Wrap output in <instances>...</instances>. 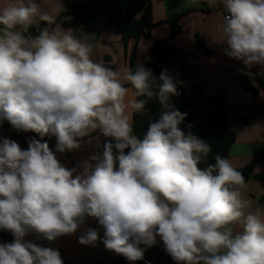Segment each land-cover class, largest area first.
<instances>
[{
  "label": "clouds",
  "instance_id": "clouds-1",
  "mask_svg": "<svg viewBox=\"0 0 264 264\" xmlns=\"http://www.w3.org/2000/svg\"><path fill=\"white\" fill-rule=\"evenodd\" d=\"M220 3L219 43L251 77L246 69H264V0ZM41 21L55 22L34 0L0 6V125L56 138L54 152L46 141L31 139L25 150L0 137V230L14 238L0 243V264H64L58 249L26 237L54 241L88 218L104 229L105 248L130 262L159 238L176 264H264V206L250 210L243 173L220 154L207 163L211 145L180 128L187 114L170 102L178 92L167 70L159 84L142 64L113 70L72 30ZM152 100L159 114L141 139L134 118ZM93 134L104 138L94 164L77 173L57 158ZM98 239L87 228L79 243Z\"/></svg>",
  "mask_w": 264,
  "mask_h": 264
},
{
  "label": "crops",
  "instance_id": "crops-1",
  "mask_svg": "<svg viewBox=\"0 0 264 264\" xmlns=\"http://www.w3.org/2000/svg\"><path fill=\"white\" fill-rule=\"evenodd\" d=\"M28 3V0H24ZM42 11L53 16L55 22L47 24L49 31L58 26L63 30H72L82 40L93 45L91 57L94 61L123 72L131 66V57L135 51L134 66H146L150 51L156 41L168 40V45L182 49L188 57L191 71L180 76L181 84L187 92L198 98L204 112L211 110L210 99H217L220 105L231 106L229 124L237 138L229 153V160L236 169H242L256 162L255 168L246 187L242 190L244 197L249 200L251 208L264 206V114L255 105L264 104V95L259 88L255 73L264 74V69L256 65L250 71L248 78L258 89L257 97L244 89L237 78V72L245 66L242 62L229 58L224 54L226 44H220L219 25L222 21L223 6L220 0L210 3L209 0H153V19L156 26L149 38L130 40L125 46L122 34L109 26L108 19L112 11L125 9L128 0H34ZM7 0H0V6ZM99 8V13L89 19L90 13ZM75 13L86 17L82 24L71 26ZM178 20L181 33L169 39L171 33L170 21ZM42 22V21H41ZM199 37L209 54L198 50L196 37ZM201 92V95H200ZM246 107H250L247 109ZM252 117L247 123L245 118ZM6 126H0V137L9 138L20 143L21 138L29 137L30 132H18L5 121ZM56 142L55 136H51ZM28 148V144L26 149ZM54 152L56 146L50 147ZM25 149V150H26ZM101 154V139L96 134L84 138L78 149L65 153H56L57 158L68 168H75L77 173L83 171L84 165L94 164L90 160L92 155ZM87 228H94L99 232V239L94 245H82L79 237ZM32 234L26 237L31 240ZM104 229L94 218H88L84 225L74 234L64 235L54 241H46L43 246L56 248L61 253L64 264H117L121 255L107 250L103 244ZM13 236L10 232L0 243H11ZM143 247V245L141 246ZM162 255L169 256L159 240L151 248L150 253H144V259L151 258L155 264H167ZM170 257V256H169ZM142 260L126 264H144ZM174 264L176 262L174 261Z\"/></svg>",
  "mask_w": 264,
  "mask_h": 264
},
{
  "label": "trees",
  "instance_id": "trees-1",
  "mask_svg": "<svg viewBox=\"0 0 264 264\" xmlns=\"http://www.w3.org/2000/svg\"><path fill=\"white\" fill-rule=\"evenodd\" d=\"M152 1L153 0H128V5L125 9H117L110 14L108 24L122 34L123 44L125 46H127L130 40L134 39L138 41L143 37H150L152 29L156 26L153 19ZM201 1L205 4L204 0ZM98 13L99 8L93 10L90 13L89 19H93ZM70 16H73L74 18L71 26L82 24L86 19V17L79 16L75 13H70ZM169 23L171 26L169 39H172L181 33V27L178 24V20H173ZM46 25V22H39V28H44ZM30 32L33 36L39 34V30L36 26H33L30 29ZM196 42L198 50L205 54L210 53L198 36L196 37ZM134 59L135 51L131 57V67L133 68H135ZM145 67L152 71L157 84L161 83L159 77L165 69L167 70V74L176 81L178 95L172 96L170 102L175 109L187 114L185 120L181 123L180 128L185 133L191 132L211 145L212 152L208 156L207 163H214V156L216 154H220L222 157L229 159L231 147L237 138L236 133L231 129L229 124V112L232 107L228 105H220V102L217 99L211 98V110L209 112L203 111L200 100L189 94L180 82V76L190 73L191 71V66L185 52L180 48L169 46L168 40L156 41L150 51L149 60ZM255 77L260 90L264 93V74L255 73ZM237 78L245 90L253 93L255 97L258 96V89L252 85L247 75H243L238 71ZM254 107L264 114V104L255 105ZM246 108L250 109V107ZM147 109L148 111L145 116L141 117L137 115L134 118L135 134L141 139L147 130L149 120L158 117L160 110L158 101H150L147 105ZM251 120L252 117L244 119L247 123ZM0 126L4 128L6 126L5 121ZM31 139L41 140V142L46 141L49 144V147L56 146V142L52 140L51 135L41 137L35 132H30L29 137L21 138L19 143L20 147L26 149V146ZM100 139L102 153L104 138L100 137ZM255 165L256 162H253L242 169H237L243 173L246 182L249 181ZM205 166V164H201V167ZM7 235L8 231L0 230L1 240L5 239ZM151 248L145 249V252L150 253ZM162 257L166 260L167 264H174V260H172L171 257L166 255H162ZM126 262L127 259L121 255L117 264H126Z\"/></svg>",
  "mask_w": 264,
  "mask_h": 264
},
{
  "label": "built area",
  "instance_id": "built-area-1",
  "mask_svg": "<svg viewBox=\"0 0 264 264\" xmlns=\"http://www.w3.org/2000/svg\"><path fill=\"white\" fill-rule=\"evenodd\" d=\"M31 240L40 245H42L46 241L45 238H43L42 236H38L35 233L32 234ZM143 263L144 264H155V262L151 258L144 259Z\"/></svg>",
  "mask_w": 264,
  "mask_h": 264
}]
</instances>
